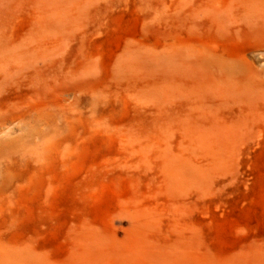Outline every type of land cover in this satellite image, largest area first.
Returning a JSON list of instances; mask_svg holds the SVG:
<instances>
[{
    "label": "rangeland",
    "instance_id": "obj_1",
    "mask_svg": "<svg viewBox=\"0 0 264 264\" xmlns=\"http://www.w3.org/2000/svg\"><path fill=\"white\" fill-rule=\"evenodd\" d=\"M261 52L264 0H0V255L264 264Z\"/></svg>",
    "mask_w": 264,
    "mask_h": 264
},
{
    "label": "bare ground",
    "instance_id": "obj_2",
    "mask_svg": "<svg viewBox=\"0 0 264 264\" xmlns=\"http://www.w3.org/2000/svg\"><path fill=\"white\" fill-rule=\"evenodd\" d=\"M258 55H259L258 59L260 61H261V59H264V52H261ZM6 130H7V128H6ZM6 130L4 131L5 133H7ZM16 131L20 133V135H21L20 138L11 139V140L8 139V141H6L7 139H4V140L2 139L3 141H0V158H5L6 157L5 152H7L8 150H14L16 147H18L19 151H21L22 153H25V154L26 153L39 154L41 152V150H42V139H39L35 143H32V142L24 143V141H23V140L26 141V139H28L30 136H32L34 134L37 136H39L41 134V132L38 130V128L35 125L28 124V123L27 124H21L20 126H18ZM3 133H2V135H3ZM14 133H15V130L10 131V134H14ZM30 260L31 259H29V257L27 256V254L25 252H20V251H18V252H16V251L2 252V254L0 255V264H27V263L30 264L32 261V260L31 261Z\"/></svg>",
    "mask_w": 264,
    "mask_h": 264
},
{
    "label": "water",
    "instance_id": "obj_3",
    "mask_svg": "<svg viewBox=\"0 0 264 264\" xmlns=\"http://www.w3.org/2000/svg\"><path fill=\"white\" fill-rule=\"evenodd\" d=\"M259 53H254V57L256 58V59H258L259 58V55H258Z\"/></svg>",
    "mask_w": 264,
    "mask_h": 264
}]
</instances>
